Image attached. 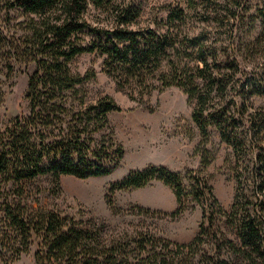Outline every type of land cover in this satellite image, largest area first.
<instances>
[{
  "label": "trees",
  "instance_id": "trees-1",
  "mask_svg": "<svg viewBox=\"0 0 264 264\" xmlns=\"http://www.w3.org/2000/svg\"><path fill=\"white\" fill-rule=\"evenodd\" d=\"M8 2L10 7L34 16L29 21V41L33 46L28 49L34 56L35 70L25 93L29 113L17 115L8 126L0 128L2 212L11 234L18 239L14 246L20 248L14 259L27 253L35 243L36 264H128L123 257L124 247L101 240L102 222L97 224L94 218L77 221L59 211L34 209L24 202L23 191L15 188L21 181L50 177L55 191H59L63 176L105 177L120 164L125 149L115 139L108 115L122 109L109 95L72 114V124L61 129L60 137L48 139L65 112L56 106L57 93L86 78L67 75L65 63L79 54L98 52L104 56L102 71L118 90L129 92L131 100L142 103L155 91L176 87L194 101L191 119L199 131L196 152L202 169L212 159L206 146L212 127H216L221 140L231 146L237 158H241L247 140L254 146L252 165L245 169L238 165L235 171L236 189L229 211L224 210L212 187L195 171L187 172L192 180L190 189L181 174L155 165L131 170L112 183L108 202L111 207L114 192L141 189L152 181H160L173 191L177 208L171 217H180L195 205L203 207L199 232L188 244H175L142 232L133 239L135 250L146 254L152 260L150 264H168L161 251H172L171 248L177 249L184 264H234L223 255L227 251L240 255L245 264H264V112L249 115L242 133L238 130L244 123L246 98L264 93V72L239 68L233 43L215 48L206 45L207 35H183L178 25L187 17L177 10L161 23L162 29H134L139 10L116 0ZM91 9L106 12L112 26L103 29L91 25L87 17ZM256 12L264 24V0ZM161 25L157 23V28ZM86 29L97 40L91 45H76L74 35ZM236 75L244 91L236 93L240 102L232 111L225 98L234 89ZM89 77L94 78L95 74L90 73ZM189 203L194 205L190 207ZM221 217L235 224L240 248L223 236L218 225ZM206 242L208 248L200 251ZM0 246L5 248L2 239Z\"/></svg>",
  "mask_w": 264,
  "mask_h": 264
},
{
  "label": "rangeland",
  "instance_id": "rangeland-1",
  "mask_svg": "<svg viewBox=\"0 0 264 264\" xmlns=\"http://www.w3.org/2000/svg\"><path fill=\"white\" fill-rule=\"evenodd\" d=\"M8 1L0 0V128L8 126L17 115L29 113L25 93L29 77L35 70L34 56H31L28 49L33 46L29 41V21L34 16L10 7ZM116 2L139 10L137 22L132 26L134 29H162L161 23L177 10L187 17L184 23L178 25L183 35H207L206 45L215 48L228 47L233 43L239 68H245L251 73L264 72V24L256 12L263 6V0ZM87 17L91 25L98 28L107 29L112 26V20L106 12L91 9ZM157 23H160V28H157ZM96 40V36L87 29L73 37L76 45H91ZM35 55L39 56L36 52ZM103 60L104 56L95 52L79 54L65 63L67 75L86 78L71 89L57 93L56 106L65 112H62V118L48 139L60 137L61 129L72 124V114L95 103L102 96L109 95L122 109L121 112H110L108 115L115 139L125 149L118 167L110 175L100 178L63 176L59 191H55L50 177L21 181L15 188L23 191L24 202L34 209L59 211L77 221L94 218L97 224L102 222L104 226L102 232H99L101 240L124 247L123 257L128 264H150L152 260L146 254L135 250L132 244L134 237L143 232L175 244H188L199 232L203 207L195 205L180 217H171L170 214L177 208L176 199L173 191L160 181H152L141 189L114 192V207H111L108 204L111 184L121 180L131 170L155 165L181 174L184 185L190 189L192 180L187 172L195 171L212 187L224 210L229 211L236 189L235 171L238 165L242 169L252 165L254 146L247 140L241 158H237L231 146L221 140L216 127H212L211 138L206 145L212 159L210 165L202 169L200 155L196 152L200 142L199 131L191 119L194 101H190L176 87L162 92L155 91L142 103L131 100L129 92L118 90L114 81L102 71ZM90 73H94L95 77H89ZM233 83L234 89L228 91L225 102L235 111L240 102L236 93L244 90L238 75ZM245 104L244 123L238 129L240 133L249 115L264 112V93L249 96ZM233 115L236 116V113ZM63 133L64 131L61 134ZM3 188L4 184L1 182L0 239L5 248L0 246V264H36L35 243L27 253L14 259L16 249L20 248L14 246L18 239L16 234H11L9 223L2 212ZM192 205L194 203H189L190 207ZM146 210L150 212H145ZM218 225L223 236L234 242L237 249L240 248L235 224L230 219L221 217ZM205 248H208V242L200 251ZM171 249L173 250L161 251L167 263L184 264L176 253L177 249ZM223 255L234 264H245L238 254L227 251Z\"/></svg>",
  "mask_w": 264,
  "mask_h": 264
}]
</instances>
